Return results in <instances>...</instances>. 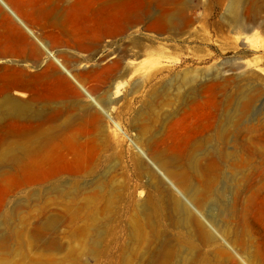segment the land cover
<instances>
[{
  "label": "rangeland",
  "instance_id": "1",
  "mask_svg": "<svg viewBox=\"0 0 264 264\" xmlns=\"http://www.w3.org/2000/svg\"><path fill=\"white\" fill-rule=\"evenodd\" d=\"M3 1L0 264H264V0Z\"/></svg>",
  "mask_w": 264,
  "mask_h": 264
},
{
  "label": "bare ground",
  "instance_id": "2",
  "mask_svg": "<svg viewBox=\"0 0 264 264\" xmlns=\"http://www.w3.org/2000/svg\"><path fill=\"white\" fill-rule=\"evenodd\" d=\"M0 2H1L2 4L4 3V4H5L4 6H7V7H8V5H7L3 0H0ZM232 2H233V1H231V3H232ZM229 3H230V2H229ZM232 5H233V4H232ZM8 8H9V7H8ZM15 16H16V15H15ZM16 17H17V16H16ZM17 18H18L19 21H21L19 17H17ZM21 22H22V21H21ZM26 28H27V27H26ZM47 53L50 54V56L52 55L51 52L48 51V50H47ZM56 60H57V59H56ZM57 61H58V60H57ZM58 62H59V61H58ZM59 65L62 66V68L66 71V73L70 74L69 70L66 69L62 64H59ZM83 88H84V87H83ZM85 89H86V88H85ZM83 91H84V90H83ZM87 94H88V93H87ZM10 101H11V100H10ZM169 181H170V180H169ZM169 183H170V182H169ZM171 185H172V184H171ZM187 197H188V196H187ZM182 203H183V202H182ZM182 203H181V204H182ZM189 212H190V211H189ZM191 216H192V215H191Z\"/></svg>",
  "mask_w": 264,
  "mask_h": 264
},
{
  "label": "water",
  "instance_id": "3",
  "mask_svg": "<svg viewBox=\"0 0 264 264\" xmlns=\"http://www.w3.org/2000/svg\"><path fill=\"white\" fill-rule=\"evenodd\" d=\"M3 5H5V4L3 3ZM5 7H7V6H5ZM7 9L15 16V14L8 7H7ZM15 18L18 19L16 16H15Z\"/></svg>",
  "mask_w": 264,
  "mask_h": 264
}]
</instances>
